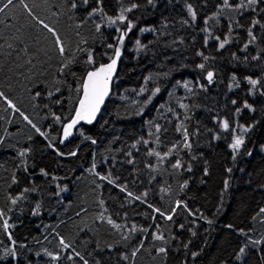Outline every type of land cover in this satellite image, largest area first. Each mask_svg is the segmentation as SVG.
<instances>
[{"label":"trees","instance_id":"obj_1","mask_svg":"<svg viewBox=\"0 0 264 264\" xmlns=\"http://www.w3.org/2000/svg\"><path fill=\"white\" fill-rule=\"evenodd\" d=\"M24 2L36 16L57 29L66 43L68 58L75 54L77 62L70 68L76 77L60 74L61 58L55 51L51 34L37 25L17 3L0 14V21H3L0 23V45H3L0 48V91L42 131L55 137L56 146L61 151L76 150L78 154L70 158L58 157L19 113L11 109L5 112L0 101V116L4 117L0 120V139L3 140L0 144V207H11L8 195L15 196L24 187L35 185L38 189L26 194L28 199L21 201L17 210L10 213L9 223L15 225L12 229L14 238L28 247L17 249V259L10 258L0 261V264H72L67 259L51 261L44 254L45 250L59 252L60 237L89 259V264H95V260H100L101 264H133L131 251L145 234L137 232L129 242L107 223L99 222L96 217L101 211L100 199L105 201L108 209L105 215H111L117 223L129 227L135 223L138 227L149 228L144 248L135 257L134 264H264V243H251L252 240L264 241V217L258 215L259 209L264 207V96L260 95L264 88L258 86L256 94L250 95V86L243 80L245 75L260 77L261 70L254 66L245 68L242 64L234 67L232 53L244 56L239 50L246 40V32L242 29L234 31L233 42L222 51H217L214 39L209 40L207 47L204 46L206 33L202 29L205 27H210L213 35H219L221 39L227 34L229 21L226 17H221L219 23L210 21L208 26L204 24V19L216 12L220 0H156L155 7L146 5L145 0H137L141 7L129 14L136 28L125 41L111 96L93 124L78 125L85 136L97 143L92 144L77 133L64 145L58 142L60 125L44 107L49 103L46 92L55 87L62 88L63 107L52 104L50 107L58 115H68L71 99L65 85H57L56 81L66 80L76 86L77 79L88 67L86 53L78 51L79 48L94 49L97 62L106 63L107 56L103 53H111V50L104 45L113 42L109 33L114 30L102 29L103 37L96 33L93 21L98 22L99 17L76 27L86 17L94 0H90L87 7L78 8L75 14L68 0ZM187 3H191L197 12L195 22H191L187 13ZM103 6L109 15L116 14L120 7L117 0H104ZM248 17L249 13L245 12L239 19L247 23ZM185 20L189 23L185 24ZM143 27L155 28L156 31L141 33L139 29ZM257 35L259 37L260 32ZM137 39L146 45L141 51L133 47ZM82 40L87 43H81ZM8 44L13 47L9 48ZM261 46L264 44L258 42L255 47H250L249 52L255 54ZM199 51L210 58L215 57L207 63V69L216 72L211 85L204 79L206 73L197 67L202 62L196 54ZM256 63L252 62V65ZM233 72L237 73L241 84L239 88L233 85L230 90ZM187 81H191L195 94L182 87ZM200 84L205 85L207 91L200 90ZM156 87L160 92L145 105L146 98ZM141 88L146 89L143 94H140ZM37 91L40 96L33 99ZM233 99L237 100L236 105L231 103ZM245 100L256 111L244 109L237 116L234 109L242 108ZM181 102L189 105L187 114L190 119L185 121L189 132L198 131L191 138L192 149L173 154L159 171L150 172L145 165L149 161L155 164V157H148L147 150L156 148L163 153L181 140L175 131L179 123L177 116L183 119L185 115V109L179 107ZM218 119L250 127V131L243 133L245 143L235 160L229 147L231 133L219 128ZM156 124L161 126L159 145L155 142ZM217 134L221 137L218 140L214 139ZM141 138L150 141L147 148L141 143L133 149L132 144ZM28 148L31 152L26 158L28 172H25L18 152ZM129 151L136 164L119 163L127 159ZM176 159H182L185 168H171ZM93 162L100 174H106L115 163L111 170L113 176H120L118 183L128 182L129 190L137 194L147 191V202L156 207L168 209L176 199H180L187 203L189 209L198 212L189 216L187 212L178 210L173 221H166L152 213L147 204L140 201L129 204L125 193L90 173ZM189 164L191 171L186 170ZM41 168L49 172L48 178L39 174ZM205 168L208 175L204 174ZM228 168L232 169L231 173ZM13 174L18 180L16 184L12 183ZM53 176L56 179H52ZM185 180L188 187L181 191L179 186ZM97 184L102 187H97ZM161 188L168 189V193H162ZM36 203L41 205L40 214L33 216L31 213ZM124 213H127L126 218ZM152 215H156V223L168 239L166 257L158 255L153 246L154 243L159 246L160 242H153L150 238L151 232L155 231V224L150 219ZM208 220L212 223H207ZM180 224L184 225L183 229L178 227ZM240 229L248 235L241 234ZM3 240L8 243L7 236ZM108 246H111V251ZM241 247H245L244 255L239 253ZM67 254L61 253L62 256ZM123 254L129 255L130 259L121 260L119 257ZM76 264H82V261L77 258Z\"/></svg>","mask_w":264,"mask_h":264},{"label":"snow or ice","instance_id":"obj_2","mask_svg":"<svg viewBox=\"0 0 264 264\" xmlns=\"http://www.w3.org/2000/svg\"><path fill=\"white\" fill-rule=\"evenodd\" d=\"M146 5L155 7L156 0H145ZM17 3L27 12L28 16L35 21L37 25L46 29L48 33L51 34V39L55 46V51L61 58L62 67L59 69V72L63 76L71 75L76 77V73L71 71L70 66L77 62L75 58V54L71 59L68 58V49L64 39L61 38L59 32L55 27L50 26L48 23H45L43 19H40L36 16L32 9L24 2V0H0V14L6 13V10L9 9L10 6L15 7ZM69 7L75 14V11L81 7H87L90 3V0H68ZM117 3L120 5L118 11L114 15H109L104 10V0H94V3L90 10L86 13V17L82 18L80 22L76 24L77 28L82 27V24L85 23L87 20H92L93 17H99V21H93L95 23V31L99 33L102 37L104 33L102 29L109 28L113 29V33H109L111 36V40L113 42H107L104 47L106 49H110L111 53L104 52L103 55L107 56L106 63H98L96 55L94 54V49H83L79 48L78 51L86 53V65L88 66L83 74L77 79L76 86L73 87L72 84H68L67 81H60L59 79L56 81L57 85L63 83L65 88L68 92V96L71 99V107L68 110V115H58L56 112L52 111L50 104L52 105H59L63 107L65 103L64 98V91L61 87H55L54 90H50L46 92L47 99L49 103H45L44 107L49 109V113L51 114V118L54 122L60 125L61 134L59 136V144L64 145L66 141H69L71 137L75 134H79L80 136L84 137L85 140H90L92 144H96L97 141L92 139L91 137L85 136L84 132L78 128V125L81 123L84 124H93L97 116L101 112V108L105 104V100L109 97L110 93L112 92V85L114 83V77L117 73V67L123 55L125 41L128 39L129 34L132 33L133 29L136 28V23L132 18H130L129 14L135 12L137 9L141 7V4L137 2V0H117ZM186 10L188 15L191 18V22H195L197 19V12L194 6L191 3H187ZM245 12L249 13V17L247 18V23H242L239 17H243ZM235 14V15H233ZM221 17H226L229 21L227 25V34L224 35L223 39L219 35H213L210 27H205L202 29L206 33L204 39V46L207 47L208 42L210 39H214L217 41V51H222L233 42V33L237 29H242L246 32V40L242 43L241 48L239 49L241 52L244 53L243 57L237 56L236 53H232L231 60L235 62L234 67H239L241 64L248 68L250 66H254L261 70V76L258 78H253L251 75H245L243 80L250 86L248 94L255 95L257 92L258 86L264 88V46L260 47V50L255 54L249 52L250 47H255L258 42L264 44V0H220V3L217 5V10L212 15L206 17L204 19V24L206 26L209 25L210 21H214L219 23ZM185 24L189 23L188 20L183 21ZM3 23V21H0ZM139 31L141 33L144 32H155V28L151 27H143L140 28ZM257 32H260V36L258 37ZM79 35V33H77ZM2 38V37H0ZM182 42V41H181ZM81 43H87L86 40H82ZM136 50L141 51L143 50L146 45H142L141 41L137 39L135 41ZM3 45H0L2 48ZM9 48H12V44H8ZM198 56L202 58V62L197 65V67L202 71L205 72L204 79L207 80L208 84L211 85L214 83L216 72L213 70L207 69V63L210 59H215V57H209L205 55L203 51H199L196 53ZM252 62H257L255 65H252ZM31 64V61H28ZM65 69H68V72H65ZM231 84H229V89L231 90L233 85L236 88L240 87L241 80L238 78L236 72H233L231 75ZM182 87L187 90L190 94H195V89L191 86V81L184 82ZM200 90L207 91V87L203 84L199 85ZM146 91L145 88L140 89V94H143ZM160 92V88L156 87L155 91L151 93L146 98L145 105L151 102L152 97H154L157 93ZM260 95L264 96V92H260ZM40 96V92L37 91L33 95V99H37ZM54 97V99H53ZM0 101L3 102L5 106L3 110L7 112L9 109L12 110L14 113H19L21 117L29 124L35 132L38 133L41 137H43L48 143L47 147L50 148L58 157L61 158H70L77 156L76 150H71L67 153L61 151L56 146V138L50 137L46 131H42L40 127H38L27 115H25L19 107L10 99L3 91H0ZM233 105L237 104V100L233 99L231 101ZM163 107V106H161ZM179 107L185 109V115L183 119L179 120V123L175 127V131L180 134L181 140L173 143L165 152L158 151L156 148H149L146 152L148 157H155V164L151 161L146 163V167L149 169L150 172H157L159 168L163 166L165 161H168L169 158L173 155L179 154V151L188 150L189 152L192 149V142L191 138L198 134L196 132H189L188 126L185 123L186 120L190 119V116L187 114V110L189 109V105L185 103H180ZM248 109L249 111L255 112L256 109L249 104L246 100L243 102L242 108L237 107L234 109L237 116L244 110ZM171 111V109H169ZM4 119L3 116H0V120ZM219 128L223 132H230L231 133V144L229 147L233 152V160L236 159V155L239 153L240 149L245 143V138L243 133H247L250 131V127H245L244 125H236L230 124L228 119H218L217 120ZM239 128V131H237ZM166 130V129H165ZM161 132V126L159 124L155 125V142L157 145L160 143V136L159 133ZM152 135V133H150ZM220 135H215L214 139H220ZM143 144L146 148L150 143L149 140L141 138L136 143L132 144V148L136 149L137 144ZM0 144H3V140L0 139ZM138 150V149H137ZM31 148L20 150L18 152L19 157L22 158V166L25 172H28V165H27V156L30 154ZM251 155V152L247 153ZM127 159L124 161H119L121 164H129L135 165L136 160L133 157L131 151L126 153ZM193 159L196 157L193 156ZM107 163V160H105ZM116 165L113 163L109 168L106 174H100L96 171V163L93 162L92 167L89 169L90 173L97 177L101 181H105L107 184L112 185L115 188H118L120 192L125 193V197L127 203L131 204L134 201H140L142 204H147V207L152 210V213L162 217L166 221H173V217L177 215L178 210H182L187 212L189 216H195L198 210L193 211L192 209L188 208V205L185 201L176 199L170 208L162 209L160 207L154 206L152 203L147 202L148 192L142 193H134L130 191L128 188V182L118 183L120 180V176H113L111 168H114ZM171 168L180 170L185 168V164L182 162V159H176L174 162L171 163ZM187 171H191V165H187ZM135 171V168L133 169ZM227 171L231 173L232 169L228 168ZM39 174L45 178L49 177V172L46 171L44 168L39 170ZM204 174L208 175L207 168L204 170ZM52 179H56L55 176ZM154 179V177H152ZM12 183H18V180L13 174L12 176ZM95 183V181H93ZM135 184V180L132 181ZM97 187H102V185L97 184ZM180 190L183 191L188 187V182L185 180L183 183L180 184ZM228 187V181H225V189ZM38 189L35 185L33 187H24L22 191L13 196L8 195L7 200L10 203L11 207H0V261H7L8 259H17L18 258V251L17 249L20 248H27L28 245L17 241L14 238V233L12 229L15 227L14 224H10L9 220L11 219L10 213L17 210V205L21 201H25L28 199L26 194L37 192ZM160 191L162 193L167 194L168 189L161 188ZM98 204L101 208V211L97 215L96 219L101 223H107L112 229L116 232L121 234V238L123 240L129 241L131 240V236L136 234L137 232H142L145 234V237L137 242V245L133 246V250L131 251V258L133 259V264L135 257L141 250L144 248V239L148 238L149 228L145 227H138L135 223L131 224L129 227L128 225H122L117 223L115 220L112 219L111 215H105L108 212V209L105 207V201L103 199L98 200ZM123 207V205H121ZM41 205L39 203L35 204V208L32 211L33 216H37L40 214ZM86 211V210H85ZM79 215V213H77ZM125 218L127 217V213L123 214ZM156 215L150 216V219L155 224V231L151 232V240L153 242H160L159 246H156L155 243L153 246L158 255L167 256L168 248L165 246L168 243V239L165 236L164 232L161 230L159 223H156ZM258 215L264 217V207L259 209ZM202 216V214H201ZM255 219V217H254ZM264 222V220H262ZM207 223L211 224L212 221L208 220ZM180 229L184 228L183 224L178 226ZM229 228H232V225H228ZM241 234L247 236L248 233L244 232L243 229L238 230ZM58 235V234H57ZM193 236L196 235L195 232L192 233ZM7 236L8 243L5 244L3 237ZM175 237H173L174 239ZM251 243L253 244H260L264 243L261 240H252ZM59 252L53 253L48 252L45 250V255H47L51 261H60L61 259H67L71 261L72 264H76L77 258L79 261H82V264H89V259H86L81 252L76 251V249L72 246L71 243L66 242L64 237L59 238ZM187 247V245H185ZM97 248L99 245L97 244ZM108 250L111 251V246H108ZM67 252L66 256H62L61 253ZM240 255L245 254V247H241L239 249ZM39 255V253H37ZM89 256L92 255L91 252L88 253ZM196 253H193L195 256ZM121 260L128 261L130 259L129 255L123 254L119 257ZM95 264H101L100 260H95Z\"/></svg>","mask_w":264,"mask_h":264},{"label":"water","instance_id":"obj_3","mask_svg":"<svg viewBox=\"0 0 264 264\" xmlns=\"http://www.w3.org/2000/svg\"><path fill=\"white\" fill-rule=\"evenodd\" d=\"M110 96H111V93H110L109 97L105 100V104H106V102L108 101V99L110 98ZM105 104H104V106H105ZM104 106L101 108V111H102V109L104 108Z\"/></svg>","mask_w":264,"mask_h":264},{"label":"rangeland","instance_id":"obj_4","mask_svg":"<svg viewBox=\"0 0 264 264\" xmlns=\"http://www.w3.org/2000/svg\"><path fill=\"white\" fill-rule=\"evenodd\" d=\"M133 44H134L133 47L136 46V45H135V42H134ZM130 52H131V50L129 51V53H130ZM122 58H123V55H122L121 59H122Z\"/></svg>","mask_w":264,"mask_h":264}]
</instances>
